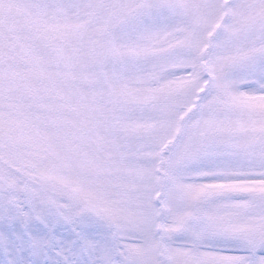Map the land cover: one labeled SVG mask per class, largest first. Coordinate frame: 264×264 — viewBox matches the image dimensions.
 I'll return each mask as SVG.
<instances>
[{"label":"snow or ice","instance_id":"obj_1","mask_svg":"<svg viewBox=\"0 0 264 264\" xmlns=\"http://www.w3.org/2000/svg\"><path fill=\"white\" fill-rule=\"evenodd\" d=\"M0 264H264V0H0Z\"/></svg>","mask_w":264,"mask_h":264}]
</instances>
